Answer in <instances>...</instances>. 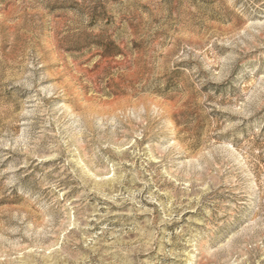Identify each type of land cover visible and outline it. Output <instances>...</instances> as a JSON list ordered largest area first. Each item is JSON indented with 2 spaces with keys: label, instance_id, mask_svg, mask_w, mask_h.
I'll list each match as a JSON object with an SVG mask.
<instances>
[{
  "label": "rangeland",
  "instance_id": "obj_1",
  "mask_svg": "<svg viewBox=\"0 0 264 264\" xmlns=\"http://www.w3.org/2000/svg\"><path fill=\"white\" fill-rule=\"evenodd\" d=\"M0 264H264V0H0Z\"/></svg>",
  "mask_w": 264,
  "mask_h": 264
}]
</instances>
